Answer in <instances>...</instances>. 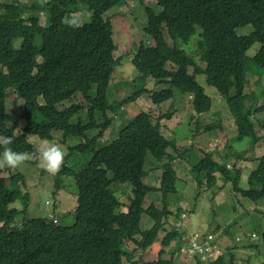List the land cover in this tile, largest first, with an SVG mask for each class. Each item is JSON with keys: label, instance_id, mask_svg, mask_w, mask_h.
I'll list each match as a JSON object with an SVG mask.
<instances>
[{"label": "trees", "instance_id": "1", "mask_svg": "<svg viewBox=\"0 0 264 264\" xmlns=\"http://www.w3.org/2000/svg\"><path fill=\"white\" fill-rule=\"evenodd\" d=\"M77 1L92 12L91 21L83 26L65 22L67 15L78 12L74 8ZM124 1L50 0L46 4L50 9L44 26L38 15L24 17L26 6L0 2V137L11 136L14 143L9 147L14 151L34 152L36 147L29 143L30 136L50 139L52 132L59 130L48 111L79 94L86 101L85 109L88 108L91 123L79 124V129L66 127L65 131L84 136L87 130L101 128L95 137L75 149L86 151L92 156L90 161L78 172L65 165L55 175L57 190L62 187L61 176L72 177L77 187L75 222L71 226L62 227L44 218L14 225L17 217L26 212L29 198L20 187L23 176L10 175L9 187L7 179L1 177L3 168H0V223L3 224L0 227V264H123V258L132 257L122 250L127 240H134L137 248L143 251L153 245L164 226L163 219L168 216V196L177 192L173 162L185 155L176 141L167 139L161 132V121L175 114V102L157 120L149 112L138 114L119 132L116 140L100 149L95 148L112 122L108 119L105 124L98 125L96 113L101 112L107 118L108 111L119 113L125 105L137 102L145 94L148 78L170 86L152 94L147 91L154 105L173 100V88H177L192 99L193 110L199 115L212 109L211 98L197 82L198 75H205L207 85L216 88L229 106L238 131L234 140L249 139L253 146L261 140L253 118L264 113V104L249 109L245 105L248 73L264 77V0H155L162 8L159 14L146 6L145 32L154 45L140 44L132 60L137 73L134 82H141L143 87L123 102L110 104L107 92L120 60L115 56L113 25L105 15L121 7ZM245 26H252L253 31L246 36L238 35L237 29ZM197 27L201 33L192 55L177 43H188L196 35ZM165 31L173 46L166 41ZM37 38L41 40L39 47L35 45ZM18 39L20 46L14 48V41ZM255 44L261 45L259 51L254 57H248V51ZM12 89L24 101L22 119L26 126L18 135L16 127H7L13 118L6 110L7 94ZM262 126L264 128V123ZM227 151L225 159L229 157ZM148 154L157 162L167 160L159 168L163 170L159 188L143 182L147 176L144 166ZM246 161L258 162L249 177L248 189L240 186V171L234 177L227 164L217 162L211 153L205 154L192 172L199 186L203 181L214 186L217 174L225 176L226 183L233 176L236 192L252 202H260L264 199V155L258 159L246 158ZM108 173L112 174V179ZM118 182L133 186V198L126 212H120L123 204L111 191V186ZM154 191L162 193L163 211L154 205L146 210L143 208L145 198ZM18 201L24 204L22 211L10 208ZM144 213L155 225L142 232L140 223ZM138 235L141 236L139 241L135 240ZM211 264L236 263L234 256L228 253Z\"/></svg>", "mask_w": 264, "mask_h": 264}, {"label": "rangeland", "instance_id": "2", "mask_svg": "<svg viewBox=\"0 0 264 264\" xmlns=\"http://www.w3.org/2000/svg\"><path fill=\"white\" fill-rule=\"evenodd\" d=\"M49 1L0 0L5 4L26 6L25 14L23 12L24 17L38 15L40 24L43 26L46 24L49 14L50 7L46 6ZM38 6L43 7V9L38 8ZM146 6L151 7L157 14L162 11L155 0H125L121 7H115L105 15V18L112 22L113 39L117 46L115 56L120 60L107 92V101L110 104L123 102L143 87L141 82H134L137 73L132 60L140 44L154 45L151 36L145 32L148 22ZM74 8L78 12L67 15L66 23L83 26L91 21L92 12L87 5L77 1ZM252 31V26H245L237 29V34L246 36ZM200 33L201 29L197 27L196 35L188 43L179 41L177 46L193 55V51L197 49ZM164 36L170 46H173L174 44L166 31ZM20 42L19 39L15 40L14 48H19ZM35 45L41 46L40 38H37ZM260 47V44L251 47L247 53L248 57H254ZM197 60L201 67L205 66L201 63L199 56H197ZM247 78L245 107L249 109L254 105H263L264 77L260 78L255 73H248ZM197 82L203 87V92L211 98L212 109L209 113L196 115L193 110L192 99H188V96L183 95L179 89L173 88L174 99L172 101L175 102L174 106L182 111V115L185 116V122L180 132L174 136L170 135V139H175L177 147L185 154L173 162L177 175V192L168 196V207L166 208L168 216L163 219L164 226L156 241L146 251H143L137 248L134 240H127L126 245L122 246V250L130 253L132 257L130 259L123 258V264H158L156 262L159 260V264H196L189 261L191 258L197 260L194 255L183 259L178 251L180 243L183 245L188 242L191 243L195 232L211 233L215 236L223 255L231 253L236 264H264V199L260 202H252L233 189L234 177L238 171L241 173V188L248 189L249 177L258 166V162L246 161V158L258 159L264 155V128L262 126L264 113L257 114L253 118L256 131L261 138L260 142L256 146H253L249 139L237 142L234 140L238 135L237 126L227 102L216 88L207 85L205 75H198ZM169 88V85L148 78L145 83V94L137 102L125 105L119 113L108 111L107 118L101 112L96 113L95 118L98 125L105 124L108 119L112 122L103 137L96 142L95 148L100 149L116 140L119 132L142 112L151 113L155 120L158 113L160 116L167 113L171 102L168 101L156 106L150 99L149 93L152 94ZM95 91L96 88L94 87L91 92L93 97ZM6 104L7 113L13 117L7 123V127L14 129L16 127L15 133L18 135L23 132L26 126V121L22 119L24 101L19 99L12 89L8 91ZM85 107H87L86 101L83 95L79 94L70 100L57 104L55 108L48 111L50 118L56 125H59V130L53 131L52 138L48 140L66 147L65 165L76 172L81 170L92 156L86 154V151L81 152L79 149H75L86 143L87 139L91 140L101 130L100 127L87 130L84 136H76L74 133L69 134L65 131L64 128L66 127L79 129V124L86 126L91 123L88 108L85 109ZM41 121L42 119L39 118V122ZM161 132L162 134L165 133V129H161ZM42 140L43 138H38V135L28 138L29 143L34 145L36 149ZM226 151L229 157L225 159L223 157L226 155ZM208 153L213 154L217 162L228 164V169L234 174V177H229V183L224 181L225 176L217 174V182L214 186L210 187L206 181H203L200 186L198 185L192 168ZM237 155H241L242 158ZM166 161L157 162L151 154L147 155L144 166L147 176L143 180L145 185L154 189L160 187L163 170L159 168ZM16 174H21L24 178L20 181V187L27 194L29 201L26 212L17 217L13 222L14 225L18 226L26 220L37 218L53 219L62 227L74 224L77 187L72 177L61 176L60 186L62 187L57 190L55 175L47 173L35 160L19 170L3 168L1 177L7 179L9 185L11 183L10 175ZM108 176L112 179L111 173H108ZM200 177L203 178L204 175L201 174ZM111 191L123 204L120 212H126L133 198V186L130 183L118 182L111 186ZM162 202V193L154 191L145 198L143 208L146 210L154 205L159 211H163L165 206ZM23 206V202L18 201L10 208L22 211ZM2 225L0 223V227ZM154 225L155 223L150 216L144 213L140 230L142 232L148 231ZM177 233H181L184 238L179 237ZM135 240H141V236H135ZM163 250L165 252L158 257V254ZM228 260L229 258H227Z\"/></svg>", "mask_w": 264, "mask_h": 264}, {"label": "clouds", "instance_id": "3", "mask_svg": "<svg viewBox=\"0 0 264 264\" xmlns=\"http://www.w3.org/2000/svg\"><path fill=\"white\" fill-rule=\"evenodd\" d=\"M14 140L11 136L0 138V168L19 170L31 161H38L39 165L49 174L56 175L65 166L67 149L65 146L43 139L39 147L32 153L14 151L12 145ZM191 251L198 253L201 261L205 258V249L195 242L192 243Z\"/></svg>", "mask_w": 264, "mask_h": 264}, {"label": "bare ground", "instance_id": "4", "mask_svg": "<svg viewBox=\"0 0 264 264\" xmlns=\"http://www.w3.org/2000/svg\"><path fill=\"white\" fill-rule=\"evenodd\" d=\"M188 99H191V98L188 97ZM169 102L173 103L174 101L171 100ZM174 108H176V107L174 106ZM168 120H170V119H168ZM51 220H53V219H51ZM192 237L193 238L191 240V243L188 242L187 244H184V245L182 243H180L178 251L180 252V256H182L183 259H186V258L190 257L191 255H194L197 258V260L194 258H191L189 261L195 262L196 264H198V263L199 264H203V263L211 264V263L216 262L223 255V251H222L221 247L218 245L219 242L215 239V236H213L211 233L195 232L194 236H192ZM182 238H184V237H182ZM193 242L200 245L201 247H203L206 250L205 254H204L205 258L203 261H201L198 253L191 251V247H192Z\"/></svg>", "mask_w": 264, "mask_h": 264}, {"label": "crops", "instance_id": "5", "mask_svg": "<svg viewBox=\"0 0 264 264\" xmlns=\"http://www.w3.org/2000/svg\"><path fill=\"white\" fill-rule=\"evenodd\" d=\"M174 111H175L174 116L170 120L166 119L161 121V125H162V130L165 129V133H163L164 136L169 140L176 141L175 139H170L171 137L170 135L174 136L175 134H178L180 132V130L182 129V125L185 122V116L182 115V111L178 110V108H174ZM158 117H160V113L157 114L156 118ZM176 161L177 160H175L174 162ZM174 170L176 169L174 168Z\"/></svg>", "mask_w": 264, "mask_h": 264}]
</instances>
